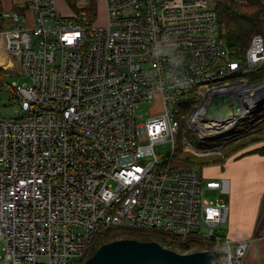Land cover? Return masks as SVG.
I'll return each instance as SVG.
<instances>
[{
  "label": "built area",
  "instance_id": "obj_1",
  "mask_svg": "<svg viewBox=\"0 0 264 264\" xmlns=\"http://www.w3.org/2000/svg\"><path fill=\"white\" fill-rule=\"evenodd\" d=\"M105 4V25L59 12L56 0L0 5L9 69L23 79L12 85L23 114H0V264H74L109 227L214 240V264H245L252 239L216 233L228 214L222 181L174 165L173 152L160 162L153 146L174 147L181 129L200 146L250 115L242 105L212 120L207 103L232 84L241 103L264 89V78L248 82L264 68L263 36L252 35L241 63L229 58L214 0ZM149 102L160 109L139 121ZM193 142L183 135L185 148ZM205 189L218 193L206 199Z\"/></svg>",
  "mask_w": 264,
  "mask_h": 264
},
{
  "label": "rangeland",
  "instance_id": "obj_2",
  "mask_svg": "<svg viewBox=\"0 0 264 264\" xmlns=\"http://www.w3.org/2000/svg\"><path fill=\"white\" fill-rule=\"evenodd\" d=\"M57 1V8L58 11L61 13L67 12V3L65 0H56ZM91 0H76V3L78 6H84L90 4ZM96 2V13L95 17L93 19L89 18V21H92L95 25H105L106 24V4L104 0H95ZM255 7H251L250 12L253 11ZM246 10V9H244ZM249 12V11H248ZM16 63V61L14 60ZM4 84L0 88V114L4 118H18L23 114V111L20 108V105L15 100V93L13 91L12 85L13 83H20L22 82V78L15 74V71L7 70L6 74L4 75ZM248 85V82H246ZM140 113L143 114V117L139 118V121H144L147 117V111L149 112H156L160 109V105L156 104L153 105V103H141L139 107ZM264 103L261 104V107L256 109L254 112H252L250 115L244 116L241 119H239L232 127H230L226 134H218L213 137H210L209 140L212 142L214 140H218V142H221L218 145H214L215 148L209 147L211 145H205V144H199L197 145V138L195 136H192L191 131L185 129V133L183 134L182 129L178 132L177 138L175 140V148L172 147V142L170 139L159 141L154 144L153 149L154 152L157 154L159 161H165L166 157L171 155V152L175 150L173 158H175L179 164H188L191 166H195L197 169H199L203 175V180L207 179H220L223 180L222 176L216 175L218 170H216V167L219 163H222V161L225 159V157L230 155V151L234 149L237 145L242 144H248L252 140L259 139V142L264 141ZM263 118V119H262ZM261 121L259 122V120ZM242 123V124H240ZM246 125H249V127H253L250 129H243ZM243 129L244 133L240 134V130ZM183 135L191 139V141L196 145L193 148H185L183 146ZM188 135V136H187ZM225 135V136H222ZM193 137V138H192ZM223 139L225 141H223ZM197 146L199 148H197ZM207 146V147H205ZM168 159L171 163L174 162V160ZM185 161V162H179ZM211 168L209 169L208 167ZM219 167V166H218ZM217 190H204V198L210 199L217 194ZM227 219V218H226ZM262 219H260L261 221ZM259 221V222H260ZM261 222L256 228V234L254 236V239H256L261 232ZM228 227V221L225 220L221 224H219L216 228V233L223 237L226 236V229ZM201 229H205V226L202 224ZM111 235H115L116 238H136L139 240H156L161 245L171 248L173 250L179 251V252H185L180 250L179 246H176V241L172 239L169 236L158 234V233H152V232H144L139 229H132V228H126V227H120L116 229L111 230ZM178 242V241H177ZM179 243V242H178ZM220 242L219 240L216 241V244L218 245ZM199 244V245H198ZM175 245V246H174ZM191 247L197 248V250L200 249V243L199 242H191ZM1 253V248H0Z\"/></svg>",
  "mask_w": 264,
  "mask_h": 264
},
{
  "label": "crops",
  "instance_id": "obj_3",
  "mask_svg": "<svg viewBox=\"0 0 264 264\" xmlns=\"http://www.w3.org/2000/svg\"><path fill=\"white\" fill-rule=\"evenodd\" d=\"M21 2L22 0H0V5L6 9L17 8ZM66 7V14H69L71 10L68 5ZM12 63L13 60L0 38V66L10 70ZM257 148L264 149V141L253 143L225 157L218 164L219 167H216L218 171L215 173L223 178V197L228 203L226 236L233 241L253 239L257 226L260 222L262 224L261 233L251 241L247 249L245 264H264V150L253 151Z\"/></svg>",
  "mask_w": 264,
  "mask_h": 264
},
{
  "label": "trees",
  "instance_id": "obj_4",
  "mask_svg": "<svg viewBox=\"0 0 264 264\" xmlns=\"http://www.w3.org/2000/svg\"><path fill=\"white\" fill-rule=\"evenodd\" d=\"M65 1L72 13H75L78 16L86 15L90 19H93L95 17V13L97 10L95 0H91L90 4L84 6H78L76 0H65ZM214 3H215V10L217 13L219 27L223 31V36L226 41L229 58L244 63L245 52L252 35L255 33H259L264 38V0H214ZM251 7H255V9L250 12V10L248 9H250ZM6 71H7L6 69L0 66V88L4 84L5 81L4 75L6 74ZM263 78H264V68L250 75L248 82L249 83L258 82ZM260 121L261 119L259 120V122ZM247 128L253 129V127H249V125H246L245 128L243 129H247ZM242 133H244V130L240 131V134ZM223 141L225 140L223 139ZM221 142H218V140H214L212 142L210 141L209 143L208 142L205 143V145L206 144L218 145ZM257 142H259V139L252 140L248 144L237 145L234 147L233 150L230 151L231 153L229 156ZM175 150L176 149H174L173 151L172 158ZM263 150L264 149L257 148L253 151L263 152ZM173 160H174L173 162L174 165L191 166L186 163L179 164L177 161H175L176 160L175 158H173ZM179 162H185V161L179 160ZM112 229H116V227L100 228L94 235L89 250L82 257L77 259L74 262V264H82V262L88 256H90L100 244L115 239L116 236L111 235ZM177 241L175 245L179 246L180 250L182 251L188 249L191 246L190 243L181 244L180 241H178L179 243ZM214 244H215L214 240H209L205 243H200V248H208L213 252Z\"/></svg>",
  "mask_w": 264,
  "mask_h": 264
},
{
  "label": "water",
  "instance_id": "obj_5",
  "mask_svg": "<svg viewBox=\"0 0 264 264\" xmlns=\"http://www.w3.org/2000/svg\"><path fill=\"white\" fill-rule=\"evenodd\" d=\"M233 85V84H232ZM230 85V86H232ZM214 90L207 103L206 117L219 120L236 114L242 105L254 112L264 103V89H254V100L249 104L241 100L235 89ZM253 109L249 111L250 106ZM82 264H214L208 249L179 252L161 245L156 240L116 238L100 244Z\"/></svg>",
  "mask_w": 264,
  "mask_h": 264
},
{
  "label": "bare ground",
  "instance_id": "obj_6",
  "mask_svg": "<svg viewBox=\"0 0 264 264\" xmlns=\"http://www.w3.org/2000/svg\"><path fill=\"white\" fill-rule=\"evenodd\" d=\"M239 94H241V90H238L237 91ZM253 109V106L251 105L250 106V108H249V111H251ZM247 113V111H242V113ZM250 113V112H249ZM235 119H228L226 122H224L225 124L223 125V127H227V126H229V124H231V123H233V121H234ZM188 136V135H187ZM191 148H193V146L191 147Z\"/></svg>",
  "mask_w": 264,
  "mask_h": 264
}]
</instances>
